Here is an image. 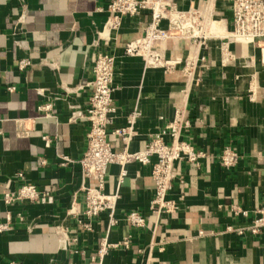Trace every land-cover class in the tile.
Masks as SVG:
<instances>
[{
    "label": "crops",
    "instance_id": "0c3cea01",
    "mask_svg": "<svg viewBox=\"0 0 264 264\" xmlns=\"http://www.w3.org/2000/svg\"><path fill=\"white\" fill-rule=\"evenodd\" d=\"M109 2L0 0V223L10 225L0 232V264H264V228L251 230L264 205L259 43L231 39L229 0H174L179 10L201 15L202 33L157 45L167 57L181 59L173 70L148 66L142 57L125 54V47L143 35L149 11L124 17L104 37ZM100 51L116 61V112L108 127L113 149H125L115 130L139 108L130 152L143 149L179 117L189 121L180 140L201 153L196 161L176 162L168 199L177 209L171 212L152 207L156 156L149 164L128 162L122 180L121 166L110 164L104 192L118 194V222L111 227L107 214L85 215L84 188L96 181L83 177L81 165L90 121L79 112L88 108ZM23 58L31 59L26 69L19 66ZM11 86L16 89L9 91ZM45 103L52 104L49 114L38 109ZM22 120L27 134L19 132ZM227 146L239 155L231 168L220 159ZM20 172L23 179L16 177ZM25 183L49 191L54 201L7 203L4 191ZM134 210L145 217L144 226L128 220ZM89 222L92 229L84 225ZM103 238L109 246L101 258ZM126 238L128 245L122 243Z\"/></svg>",
    "mask_w": 264,
    "mask_h": 264
},
{
    "label": "built area",
    "instance_id": "2783aa9c",
    "mask_svg": "<svg viewBox=\"0 0 264 264\" xmlns=\"http://www.w3.org/2000/svg\"><path fill=\"white\" fill-rule=\"evenodd\" d=\"M229 1L233 23L231 39L245 44L259 43L261 61L264 64V0ZM146 10L149 11V19L145 22L143 35L127 43L125 54L142 57L148 66L173 70L178 64H181V59L167 57L157 45L178 37L197 39L202 33L201 15L194 11L179 10L174 0H110L107 7L109 16L105 25L104 37H109L112 31H117L121 27L124 17H136ZM164 19L168 21L166 27L161 25ZM30 64L31 59L29 58H23L19 62L21 69H26ZM190 64L192 63L186 64V71H189ZM115 70V56L109 52L100 51L93 68L94 79L90 83L92 94L88 108L85 112H79L80 116H84L90 121L87 133L88 147L81 159L82 174L84 178L96 181L95 185L84 188L86 193L85 215L92 219L107 214L110 227L118 222L115 218L118 194L104 192L105 177L110 164L118 163L121 166L120 180H122L127 173L125 166L128 162L138 161L149 164L152 157L156 156L157 161L153 164L152 172L155 182L152 207L160 213L177 209L176 203L168 199L176 177V162L185 158L189 161H196L201 156V153L197 152L192 144L180 140L182 127L189 125V121H184L179 117L157 132L143 149L130 152L128 149L132 141L134 126L142 114L139 108H135L130 113L126 126L115 130L122 136L126 145L123 151H115L108 139V127L113 122L116 112L113 101ZM15 89V86L9 87V91ZM51 108V103H45L38 107L40 111L47 114ZM24 124V120L20 121L19 132L27 134L29 128H26ZM167 135L171 136V143L166 141ZM44 138L50 140L47 136ZM238 158V152L231 146L225 147L220 157L222 164L227 168L235 166L238 163ZM16 177L23 179L24 174L17 173ZM3 197L9 204L17 200H39L46 203L54 201V197L49 191L40 192L35 185L28 183L23 184L17 190L8 188L4 191ZM241 212L248 215L245 210ZM128 220L134 226L145 225V217L136 210L128 214ZM84 225L87 229H92L90 222ZM262 228H264V205L258 207L257 216L254 217L251 224L253 233L260 232ZM9 229V223H0V232ZM122 243L128 245V238L124 239ZM119 244L114 243L113 245L118 246ZM108 246L107 238H103L99 250L101 258L107 253ZM9 264L21 263L13 260Z\"/></svg>",
    "mask_w": 264,
    "mask_h": 264
}]
</instances>
